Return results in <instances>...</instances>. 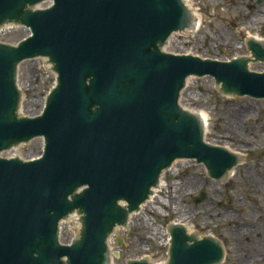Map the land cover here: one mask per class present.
I'll use <instances>...</instances> for the list:
<instances>
[{
	"label": "water",
	"instance_id": "1",
	"mask_svg": "<svg viewBox=\"0 0 264 264\" xmlns=\"http://www.w3.org/2000/svg\"><path fill=\"white\" fill-rule=\"evenodd\" d=\"M194 20L183 0H0V28L29 31L15 46L0 43V264H113L114 231L129 228L175 161L202 165L217 183L242 165L207 143L209 127L184 109L182 90L208 76L222 96L264 100V71H252L264 44L248 39L250 56L226 62L162 52ZM38 58L53 65L56 86L39 115L21 117L18 68ZM36 138L38 157H3ZM74 212L82 230L65 245L59 223ZM167 232L166 264L225 263L215 238L179 223ZM114 240L122 245L113 238L112 249Z\"/></svg>",
	"mask_w": 264,
	"mask_h": 264
},
{
	"label": "rangeland",
	"instance_id": "2",
	"mask_svg": "<svg viewBox=\"0 0 264 264\" xmlns=\"http://www.w3.org/2000/svg\"><path fill=\"white\" fill-rule=\"evenodd\" d=\"M194 1L200 26L195 32L176 33L169 39L166 52L224 62L248 57L245 45L249 36L258 37V29L257 22L245 14L247 8L241 4L235 8L216 6L212 0ZM27 36L22 26L0 29V43L16 45ZM19 70L21 116L33 117L41 112L55 74L45 59L24 62ZM252 71L260 73L264 65L252 63ZM182 95L185 109L207 115L208 143L238 152L245 159L238 169H231L227 182L218 185L208 178L204 167L176 161L170 174H163L164 188L158 197L136 217H130L129 228L117 229L115 237L123 242L117 247L114 240L112 263L146 259L165 264L167 227L181 223L199 236L219 240L229 252L224 264H264V180L260 179L264 176V100L222 96L211 77L190 78ZM42 148L41 139L12 149L9 156L27 160L39 156ZM201 192L206 193V200L195 204ZM61 232L64 244L75 235L68 221L62 223Z\"/></svg>",
	"mask_w": 264,
	"mask_h": 264
},
{
	"label": "flooded vegetation",
	"instance_id": "3",
	"mask_svg": "<svg viewBox=\"0 0 264 264\" xmlns=\"http://www.w3.org/2000/svg\"><path fill=\"white\" fill-rule=\"evenodd\" d=\"M220 3H213L216 6L222 5L223 7L227 8H235L240 4L243 7H246V15L248 18L255 20L257 22V29H258V37L261 39L262 43L264 44V0H212ZM192 5H195L196 2L193 0L191 2ZM210 3V5H213ZM198 10V9H197Z\"/></svg>",
	"mask_w": 264,
	"mask_h": 264
},
{
	"label": "bare ground",
	"instance_id": "4",
	"mask_svg": "<svg viewBox=\"0 0 264 264\" xmlns=\"http://www.w3.org/2000/svg\"><path fill=\"white\" fill-rule=\"evenodd\" d=\"M188 1V0H187ZM196 11L197 10H194L193 11V13L195 14V16L197 17V22L195 23V26H194V28H193V30H192V32H195L197 29H198V26H200V20L198 19V15H197V13H196ZM249 38H251V39H253V40H256V41H260L261 39L260 38H258L257 36H249ZM241 45V47L242 46H244V44H240ZM189 81V80H188ZM188 81H187V83H188ZM194 114H196L202 121H203V123H204V127H208V117H207V115L206 114H204V113H195L194 112ZM227 138H232L231 136L230 137H227ZM232 153H235L236 155H238V156H240V157H242L243 155L242 154H240V153H238V152H234V151H232ZM232 174V171L230 172V176H229V178H231V175ZM228 178V179H229ZM260 179H261V181H263L264 180V176H262V177H260ZM218 185V184H217ZM163 188H164V181H163V179H162V184H161V189H155L154 190V193H159L161 190H163ZM156 197H150V200L148 201V203H147V205H149L150 203H152L153 202V200L155 199ZM72 220H73V218H72ZM70 224H77L75 221H72V222H70Z\"/></svg>",
	"mask_w": 264,
	"mask_h": 264
}]
</instances>
